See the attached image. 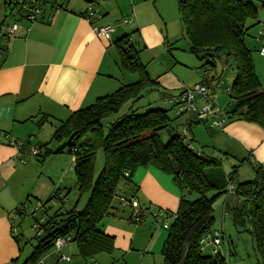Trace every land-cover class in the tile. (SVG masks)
I'll list each match as a JSON object with an SVG mask.
<instances>
[{
	"label": "crops",
	"instance_id": "0c3cea01",
	"mask_svg": "<svg viewBox=\"0 0 264 264\" xmlns=\"http://www.w3.org/2000/svg\"><path fill=\"white\" fill-rule=\"evenodd\" d=\"M9 1L5 0L6 7ZM156 6L157 0H102L98 4L88 0H47L40 17L35 21L20 20V29L9 41L2 36L5 20L1 22L0 264L26 263L36 245L31 252L24 254L22 231L19 232L15 221L28 217L14 219L13 225L14 209L24 203L29 208L37 207L57 189H61L62 196L65 191L72 190L70 187L77 190L75 159L66 149L55 153L64 144V141L53 140L55 130L73 112L138 79L134 73L121 68L116 40L131 33L132 43L140 50V58L147 65L149 76L159 82L158 88L150 90L154 92L148 96L150 105L171 104L162 99L164 94H178L192 86L187 81L188 74L176 70L177 63L182 65L183 62L172 54L176 59L172 64L166 53L160 54L158 48L163 44L164 51L171 50L170 40L175 38V34L169 29L166 16ZM90 10L95 13L93 16L89 15ZM125 19L130 22H124ZM250 24L252 27L246 37L256 38L258 44L264 43V11H259L258 18ZM94 25H113L115 31L110 38H105L95 34ZM145 53L149 57L143 60L141 54ZM262 56L258 53L257 59L255 56L253 59L264 90ZM209 82L212 92L216 93L217 85L220 87L224 80L218 76ZM226 85L224 83L228 95L215 100V105L221 109L230 102L231 84ZM202 105V102L198 103V107ZM45 116H48V120L39 123ZM185 119L189 123L188 116ZM188 129L194 144L196 139L206 143L207 136L202 133V128H193L189 123ZM10 138L25 141V145L19 149L11 143ZM220 138L224 139L221 148L224 152H232L236 160H241L247 151L252 154L253 164H260L264 169L262 126L234 119L220 130L218 140ZM32 146L43 147V153L36 158L30 157ZM198 149L207 155L217 156L216 152ZM45 150L49 153H44ZM103 166L101 163L99 171ZM240 175L242 177L241 172ZM246 179L250 180L251 176L248 175ZM121 190L133 195L139 206L149 210L150 214L141 221H133L131 216L134 208L129 203L120 202L116 208H112L111 214L100 222L101 229L114 237L111 253L100 252L85 263L76 242L70 241L60 252L53 247L40 259L45 264H163L162 247L168 229L151 213L162 210L172 215L177 212L181 189L172 175L154 165H147L138 167L133 174L132 185H121ZM190 196V199L196 197ZM68 197L63 205L69 201ZM221 197L216 200L214 207L221 200L223 216L220 226L226 233L225 217L230 215L225 205L229 197L223 196V200ZM15 235H18V239ZM221 244L222 241L217 248L228 264L258 263V258L252 262L245 261L236 254L235 247L228 244L220 247ZM62 255L70 258L62 259ZM230 255H234L231 261Z\"/></svg>",
	"mask_w": 264,
	"mask_h": 264
},
{
	"label": "trees",
	"instance_id": "16d2710c",
	"mask_svg": "<svg viewBox=\"0 0 264 264\" xmlns=\"http://www.w3.org/2000/svg\"><path fill=\"white\" fill-rule=\"evenodd\" d=\"M88 1L98 4L102 0ZM178 10L190 42L189 50L202 62V70L208 73V69H214L220 61L226 69L231 67L236 71L230 87V102L222 108L227 122L245 120L264 128V90L252 50L246 43L252 27L250 22L258 18L259 7L253 0H178ZM131 35L119 38L115 45L121 68L137 73L138 79L73 112L53 134V140L64 141L55 153L66 149L75 159L79 198L74 206L61 211L59 208L64 206L70 191L62 196L61 189H57L41 203L39 208H44L45 215L48 214L46 204L51 201H56L59 207L41 224L43 231L36 234V245L24 264H37L54 247L58 237L69 236L70 241L76 242L85 263L100 252L111 253L114 237L101 229L100 222L121 202L119 195L124 194L129 200L133 198L121 190V185H132L136 169L147 165L172 175L182 193L178 210L167 228L168 235L162 247L163 264H228L217 247L205 253V246L200 243L205 235L214 232V204L225 194L229 197L225 210L236 228L252 235L259 254L257 264H264V169L260 164L253 165L255 177L250 180H241V164L225 171L221 166L222 158L205 154L195 146L192 136L187 138L182 131H177V126L173 127L175 119L183 114L173 117L171 108L154 105L139 112L131 106V112L104 125L103 119L118 113L125 103L136 102L145 92L159 87V82L149 76ZM2 36L10 40L3 33ZM201 81L211 90V80L207 76ZM184 91L164 94L162 99L175 107L176 102H171L170 97H178ZM46 120L48 116L39 123ZM162 131L167 132L166 142L162 140ZM46 150L44 153H49ZM99 150L103 151L105 159L96 176ZM85 193H89V197L84 208L79 210V199ZM192 194H196L194 199L189 198ZM38 219L35 218V222ZM15 238L18 239V235Z\"/></svg>",
	"mask_w": 264,
	"mask_h": 264
},
{
	"label": "rangeland",
	"instance_id": "374dc122",
	"mask_svg": "<svg viewBox=\"0 0 264 264\" xmlns=\"http://www.w3.org/2000/svg\"><path fill=\"white\" fill-rule=\"evenodd\" d=\"M264 0H253V2L259 7V11H264V8L262 6V2ZM157 8H160V12H162L164 14V16H166V19L168 20V25H169V29L171 30V32H173L175 34V38L172 41L171 44V50L169 51H164V44L162 45V47H159V51L160 54H164L166 53V56L168 57V59L170 60V62L173 64V62H175V58L172 57V54H175L176 58L180 60V62H183L182 65H179V63H177V71H180L181 73H186L188 74V78L187 81L189 84H191V88H193L196 84H194L196 81L199 83L203 78H205L207 76V78L209 80H211L214 77H218L221 76L224 80V83H227L226 86H230V84H232L234 77H235V73L236 71L233 68H225L224 65L222 63H220V61L217 63L216 67L214 69H208V73L207 75L204 74L202 68L200 67L202 62L200 61V59H198L197 56H195V54H193L192 52H190V42L189 39L187 38L184 26L180 20L179 17V11H178V0H157ZM156 9V8H155ZM10 10L8 9V7H6V3L5 0H0V27H1V22L3 20L4 23L3 24H7L9 22L12 21V16H8ZM162 23H164V20H161ZM3 26V25H2ZM164 26V29L166 31V26ZM255 41V42H254ZM246 43L248 44V46L250 47V49L252 50V54L253 56H255V58L257 59L258 57V53L260 55L264 56V53L261 52V48L263 47L264 43L262 42H258L256 41V38L253 40V37H246ZM260 45V47H259ZM142 46H144L142 44ZM262 56V57H263ZM141 57L143 60H146V58L149 57V54L145 53V54H141ZM172 58V61H171ZM132 73V72H129ZM133 74V73H132ZM134 75L138 76L137 73H134ZM199 80V81H198ZM224 83L221 84L220 87H217L218 90H216V95H217V99H220V96L223 95H228L226 88L224 86ZM190 88V87H189ZM149 93V94H148ZM154 93L152 91L149 92H145L143 98H141L140 100L136 101V102H132L129 101L127 103H125L121 109L119 110L118 113L113 114L109 117H106L105 119H103V123L104 125L113 122L116 118H119L129 112L132 111V109L130 108L132 106L133 109H137L139 112H144L148 109H151L152 106L154 105H150L149 104V100H148V96ZM217 106V105H216ZM160 107V106H159ZM219 107V105L217 106ZM161 108H166V109H170V114L171 116L175 117L176 115V107H174L173 104H168V105H163L161 106ZM185 117L187 118L186 115L180 116L178 118L175 119L174 123H173V127H178L177 131H182L184 125L188 126L189 123L190 125L194 128L197 127V129L202 128V133H204L207 136L206 139V143H200V141L198 139H196L197 142H195V146L197 148H203L205 150V152H216L215 155H217V157L222 158V167L225 171H231L233 168V165L236 164H242L239 168V172L242 173V177L240 175V178H242L241 180H249L246 179L247 176H251V179L255 177V170H254V164L252 161V154L251 153H247L246 151V156L244 158H246V161L241 162L240 159L236 160L235 159V155L231 152L228 153V155L225 154V152L223 151L222 145L224 142L223 138H220L218 140L219 137V133L220 130L223 127H214L212 125L213 123V119H214V114L211 113L209 115V118L203 121H200L199 123H196L195 121H193L192 119L190 120V122L188 123L185 119ZM161 137L163 142H166L168 140V135L166 131H162L161 132ZM204 144H206V146H204ZM203 146V147H202ZM230 152V151H229ZM208 154V153H206ZM211 154V153H210ZM229 154H233L231 157ZM104 153L102 150H99L97 152V158H96V167H95V174L96 176H98L97 174L100 173V164L103 163L104 165ZM103 168V167H102ZM102 170V169H101ZM99 172V173H98ZM72 188V190H69V201L64 205L61 206L59 209H61V211H64L67 208H71L72 206H74L79 198V193L77 192L76 189H74V187H70ZM123 193V191H122ZM196 194H192L190 197L193 198L195 197ZM228 197L227 194L223 195ZM222 196V197H223ZM89 197V193H85L82 196V200L80 199V202L77 205V208L79 210H82L86 204V200ZM221 197V198H222ZM225 198V197H224ZM223 200V198H222ZM35 205V204H33ZM217 207H215L214 210V217H216L215 220V224L213 229L217 228L216 230H218L219 232H221L222 235V244L220 247H226V245H230V247H235L234 250L236 252V254L241 257L242 259H244L245 261H254L256 260V258H258L259 261V254L257 252V250L255 249V244H254V240L252 238V235L248 232V231H243L241 229H238L235 227L233 221L231 220V216L229 217H225V228H226V233L225 231L222 230V227L220 226L221 221H222V216H223V210H222V206H221V200L217 201ZM34 207V206H33ZM36 207V206H35ZM58 205H56V203L54 202H50L48 204H46V208L48 211V214L45 215L44 213V208H39L36 213L35 216L33 217L32 215H29L28 218H24L22 221L21 219H16L15 224L17 229L20 231H22V235H21V245L23 247V251L24 254H27L29 252H31L32 247L36 244V234H37V229L36 227H34V220L35 218H41L44 217L46 218L48 215L52 214L55 210L58 209ZM155 208V207H153ZM26 217V216H24ZM212 247V248H210ZM214 245L212 246H208L205 245L206 251L205 253H209L211 251H208L209 249H213ZM234 258V255H230L229 260L231 261Z\"/></svg>",
	"mask_w": 264,
	"mask_h": 264
},
{
	"label": "built area",
	"instance_id": "2783aa9c",
	"mask_svg": "<svg viewBox=\"0 0 264 264\" xmlns=\"http://www.w3.org/2000/svg\"><path fill=\"white\" fill-rule=\"evenodd\" d=\"M11 5L8 7L10 10L8 16H12V21L4 24L2 26V33L4 36L8 37V39H12L15 37L16 32L20 29L19 21L22 19H26L29 21L37 20L43 12V5L46 3L45 0H11ZM95 13L90 10L89 15L93 16ZM20 18V19H19ZM19 19V20H18ZM124 22H130L125 19ZM93 31L96 35L102 36L105 38H110L112 33L115 31V27L113 25H94ZM261 52L264 53V45L261 48ZM206 75L207 72L203 71ZM217 95L212 93L208 85L204 81H200L193 88H187L185 91L180 94L178 97H170L171 102H176V114L177 115H186L188 119H192L195 121L196 119L203 121L209 118L211 113L214 114V119L212 125L214 127H224L227 122V117L224 114L223 110L220 107L215 105V100ZM202 102V106L198 107V103ZM182 133L187 137L191 138V133L188 129V126H184ZM10 141L13 145L17 146V148L21 149L25 145V141L18 140L15 138H10ZM41 153V149L38 146H32L29 151V156L32 158H36ZM20 154V153H19ZM129 173L126 172V175ZM231 186L230 193H233ZM121 202L129 203L133 208L132 218L134 221H141L147 215L150 214L149 210L145 208H141L139 206V202L135 198H131L130 200L121 194L118 196ZM41 205V203H40ZM29 208L28 204L24 203L19 205L12 212V224L14 225V219L21 217L22 215L28 217L29 215H33L36 213L38 208L40 207ZM151 215L159 220L161 225L165 228H168L170 225V220L174 216L172 214H168L165 211L157 210L152 212ZM45 218H39L35 223L34 227L37 229V234L42 233L41 224L44 223ZM15 229V226L13 227ZM218 230H214V232H210L205 235L200 243L205 246L208 244L214 245L215 247L219 246L221 243V236ZM70 242L69 236L66 237H58L54 242V249L58 252L62 250ZM70 256L62 255V259H69ZM37 264H45L43 259ZM95 264V263H93Z\"/></svg>",
	"mask_w": 264,
	"mask_h": 264
},
{
	"label": "water",
	"instance_id": "95a60500",
	"mask_svg": "<svg viewBox=\"0 0 264 264\" xmlns=\"http://www.w3.org/2000/svg\"><path fill=\"white\" fill-rule=\"evenodd\" d=\"M195 122H200V120L196 119Z\"/></svg>",
	"mask_w": 264,
	"mask_h": 264
}]
</instances>
